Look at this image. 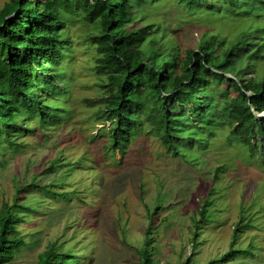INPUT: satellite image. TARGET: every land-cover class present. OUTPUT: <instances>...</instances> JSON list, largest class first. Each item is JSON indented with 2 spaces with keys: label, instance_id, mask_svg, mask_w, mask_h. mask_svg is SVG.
<instances>
[{
  "label": "rangeland",
  "instance_id": "obj_1",
  "mask_svg": "<svg viewBox=\"0 0 264 264\" xmlns=\"http://www.w3.org/2000/svg\"><path fill=\"white\" fill-rule=\"evenodd\" d=\"M8 1L0 0V9ZM39 1L43 6L48 3ZM50 4L51 14L46 15L34 0H27V17L37 25L52 22L48 31L52 34L63 26L70 42L59 65L51 36L38 40L33 53L38 66L64 73L61 85L67 92L57 98L71 112L63 123L44 130L32 121L35 132H20L18 147L7 142L0 147V210L4 202H14L19 187L20 202L30 206L20 210L22 220L16 226V237L23 243L3 264H36L49 247L82 256L80 264H141L138 249L152 218L157 227L156 264H209L229 251L241 211L247 215V227H252L241 233L235 248H245L251 241L250 254L236 256L233 264H264V156L250 158L243 146L230 145L227 132L221 130L211 138L208 150L197 145L185 150L190 158L168 153L153 134L136 138L124 155L111 149L105 130L111 123L97 119L99 104L86 101L100 98L105 89V77L96 70V47L90 41L98 29L83 15H69L58 3ZM172 5V0L147 4L146 21L164 25V42L176 44L182 56L196 49L206 32L232 34L230 21L203 12L183 13L182 18L176 12L165 14ZM263 76L264 60H260L245 78ZM230 94L234 97L236 92ZM56 158L60 159L56 169L48 170ZM68 162L74 166L66 168ZM222 165L225 170L217 173ZM32 182L40 188H28ZM212 187L210 216L196 227ZM48 189L67 192L69 199L48 194ZM72 190L77 195H71ZM157 205L160 208L151 217Z\"/></svg>",
  "mask_w": 264,
  "mask_h": 264
},
{
  "label": "trees",
  "instance_id": "obj_2",
  "mask_svg": "<svg viewBox=\"0 0 264 264\" xmlns=\"http://www.w3.org/2000/svg\"><path fill=\"white\" fill-rule=\"evenodd\" d=\"M46 1L43 6L34 0L42 14L50 15V2H55L64 13L81 14L98 29L90 41L96 47V70L105 77V89L100 98L86 101L91 106L99 104L97 119L111 123L105 127L111 149L124 155L136 138L153 134L168 153L190 158L185 150L196 145L208 150L211 138L221 130L227 132L230 145L243 146L250 158L264 156V117L259 116L264 113V76L245 78L264 60V0H172V8L165 14L203 12L207 17L230 21L233 30L229 36L204 33L197 48L183 56L176 44L164 42V25L146 21L145 6L161 0ZM26 2L9 0L0 9V147L3 142L18 147L20 132H35L32 121L44 130L63 123L71 112L57 98H64L67 92L61 85L64 73H50L48 67L38 66L33 53L39 48L38 40L51 36L60 55L56 64H60L69 36L63 26L53 34L48 32L53 24L50 21L34 24L26 15ZM30 40L35 44L30 45ZM43 64L52 66L45 60ZM230 90L236 92L234 97ZM59 161L54 159L47 169H56ZM66 164V168L74 166ZM222 170L223 165L216 172ZM27 187L40 188L35 182ZM21 190L19 187L12 204L4 202L0 210V264L9 262L23 243L16 237V226L22 220L20 210L30 206L20 202ZM213 191L214 187L201 207L196 227L214 204ZM47 193L69 199L67 192L48 189ZM70 194L77 195V191ZM159 208H154L151 217ZM239 218L229 251L209 264H233L236 256L250 254L251 241L245 248H235L241 233L252 227H247V215L242 211ZM156 229L152 218L145 229V242L138 249L141 264H156ZM197 237L194 232V239ZM81 258L49 247L36 264H80Z\"/></svg>",
  "mask_w": 264,
  "mask_h": 264
},
{
  "label": "water",
  "instance_id": "obj_3",
  "mask_svg": "<svg viewBox=\"0 0 264 264\" xmlns=\"http://www.w3.org/2000/svg\"><path fill=\"white\" fill-rule=\"evenodd\" d=\"M259 116H260V117H264V113H262V114H259Z\"/></svg>",
  "mask_w": 264,
  "mask_h": 264
}]
</instances>
